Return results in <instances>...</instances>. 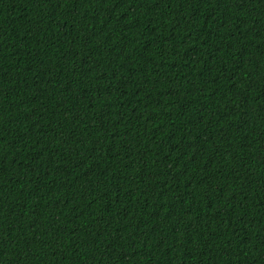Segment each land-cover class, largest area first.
<instances>
[{
    "label": "trees",
    "instance_id": "16d2710c",
    "mask_svg": "<svg viewBox=\"0 0 264 264\" xmlns=\"http://www.w3.org/2000/svg\"><path fill=\"white\" fill-rule=\"evenodd\" d=\"M0 264H264V0H0Z\"/></svg>",
    "mask_w": 264,
    "mask_h": 264
}]
</instances>
